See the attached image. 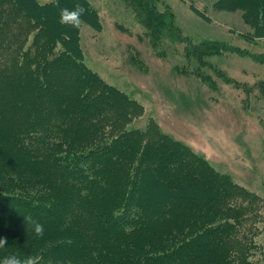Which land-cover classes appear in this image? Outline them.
I'll list each match as a JSON object with an SVG mask.
<instances>
[{"label": "trees", "instance_id": "obj_1", "mask_svg": "<svg viewBox=\"0 0 264 264\" xmlns=\"http://www.w3.org/2000/svg\"><path fill=\"white\" fill-rule=\"evenodd\" d=\"M30 1L40 18L79 3L98 19L87 0H58L59 6ZM262 1L218 0L213 9L241 10L252 36L263 37ZM10 2L54 43L65 44L67 34L56 33L62 27L40 22L23 0ZM151 10L160 21L158 37L146 22L156 20ZM133 12L153 43L171 37L189 46L169 12L143 4ZM85 19L90 17L81 16ZM78 30L61 51L74 67L73 94L66 87L61 97L60 84L35 81L37 98L26 114L15 116L17 109H11L0 115V209L11 204L8 216L31 217L44 226L37 237L27 220L2 224L0 217V238H7L0 258L31 255L39 264L260 263L261 230L249 224L241 205L228 204L237 187L187 146L124 129L125 116L116 106L122 98L82 64ZM214 45L201 43L187 55L198 62L199 54L217 49ZM30 92L31 85L25 94Z\"/></svg>", "mask_w": 264, "mask_h": 264}, {"label": "rangeland", "instance_id": "obj_2", "mask_svg": "<svg viewBox=\"0 0 264 264\" xmlns=\"http://www.w3.org/2000/svg\"><path fill=\"white\" fill-rule=\"evenodd\" d=\"M147 1L87 0L98 19L87 10L82 15L90 17L78 30L82 64L120 94L123 103L116 106L125 116L124 129L164 135L187 146L237 187L228 204L241 205L249 224L261 230L256 241L264 247V36H252L241 10L213 9L218 0ZM23 2L40 22L58 24L62 28L56 33L67 36L65 44L54 43L10 0H0V115L11 109H17L15 116L26 114L37 98L35 81L60 84L61 97L64 88L73 94L78 84L72 63L61 53L75 28L61 24L56 13L40 18L30 0ZM142 4L146 10L152 5L158 13L169 12L189 46L171 37L153 43L133 12ZM151 14L156 20L146 22L158 37L155 22L160 21L154 10ZM204 42L217 49L193 61L188 50ZM30 85L32 92L25 94ZM14 207L0 209L2 224L27 220L8 216ZM260 259L257 264H264Z\"/></svg>", "mask_w": 264, "mask_h": 264}, {"label": "clouds", "instance_id": "obj_3", "mask_svg": "<svg viewBox=\"0 0 264 264\" xmlns=\"http://www.w3.org/2000/svg\"><path fill=\"white\" fill-rule=\"evenodd\" d=\"M55 6H59L58 0H50ZM86 9L77 3L73 9L67 8L61 9L60 12V23L68 24L74 28H79L81 24V16L84 15ZM29 223L33 225L34 233L37 237L44 235V226L39 222L33 220L31 217L25 218ZM7 245V238H0V249L5 248ZM0 264H39V258L36 256H24L21 257L18 254L4 255L0 258Z\"/></svg>", "mask_w": 264, "mask_h": 264}]
</instances>
